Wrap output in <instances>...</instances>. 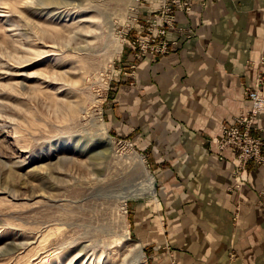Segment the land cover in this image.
Here are the masks:
<instances>
[{"label":"rangeland","instance_id":"obj_1","mask_svg":"<svg viewBox=\"0 0 264 264\" xmlns=\"http://www.w3.org/2000/svg\"><path fill=\"white\" fill-rule=\"evenodd\" d=\"M45 1L0 0V264H146L136 223L155 178L104 110L137 60L173 51L168 31L191 0H58V14ZM263 111L250 122L262 155Z\"/></svg>","mask_w":264,"mask_h":264},{"label":"crops","instance_id":"obj_2","mask_svg":"<svg viewBox=\"0 0 264 264\" xmlns=\"http://www.w3.org/2000/svg\"><path fill=\"white\" fill-rule=\"evenodd\" d=\"M187 15L168 31L173 51L137 60L104 110L155 178L136 233L146 264H264V165L249 161L237 184L234 153L210 141L259 76L264 90V0H191ZM254 125L264 142V111Z\"/></svg>","mask_w":264,"mask_h":264},{"label":"built area","instance_id":"obj_3","mask_svg":"<svg viewBox=\"0 0 264 264\" xmlns=\"http://www.w3.org/2000/svg\"><path fill=\"white\" fill-rule=\"evenodd\" d=\"M159 32L164 33V30L160 29ZM162 44L165 47V44ZM248 95L252 100L253 108L240 114L236 118V125L225 126L220 137L212 138L217 150L230 149L235 152L233 163H235L236 169L233 175L236 176L237 180L241 179L245 162L249 158H253L259 163H264V155L260 153L261 142L250 134V122L254 118L256 111L264 108V96H261L257 90L250 91Z\"/></svg>","mask_w":264,"mask_h":264},{"label":"bare ground","instance_id":"obj_4","mask_svg":"<svg viewBox=\"0 0 264 264\" xmlns=\"http://www.w3.org/2000/svg\"><path fill=\"white\" fill-rule=\"evenodd\" d=\"M44 5H45V8H43L42 10H46L47 9V11L46 12H49V14H58V13H61V12H56V13H51L52 12V8H53V10L54 9H58L59 7H61V6H66L67 5V3H65V2H62V1H58V0H46L44 3H43ZM49 8H51V9H49ZM51 16V15H50ZM55 16V15H54ZM72 107V106H71ZM74 111H75V109H73ZM149 181H151V179H149ZM150 187H151V189L150 190H152L151 191V193H153L154 192V189H155V185L151 182L150 183ZM138 258V257H137ZM139 260V259H138ZM142 260V259H141ZM137 261V260H136ZM138 263V262H137ZM140 264H144V263H140Z\"/></svg>","mask_w":264,"mask_h":264}]
</instances>
